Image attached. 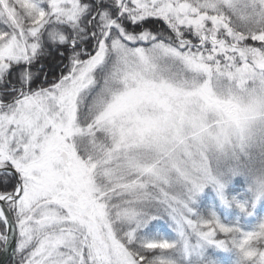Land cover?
Returning a JSON list of instances; mask_svg holds the SVG:
<instances>
[{
	"label": "snow or ice",
	"instance_id": "1",
	"mask_svg": "<svg viewBox=\"0 0 264 264\" xmlns=\"http://www.w3.org/2000/svg\"><path fill=\"white\" fill-rule=\"evenodd\" d=\"M238 172L264 193V0H0V241L20 264H206L204 242L264 264V223L189 206ZM162 215L174 237L140 234Z\"/></svg>",
	"mask_w": 264,
	"mask_h": 264
},
{
	"label": "trees",
	"instance_id": "2",
	"mask_svg": "<svg viewBox=\"0 0 264 264\" xmlns=\"http://www.w3.org/2000/svg\"><path fill=\"white\" fill-rule=\"evenodd\" d=\"M53 70L55 75H59L62 70L60 64L53 65ZM220 179L227 184V205L224 207L218 205V200L209 189H206L192 203L194 214L208 216L210 213H215L221 222L235 224L242 231H252L257 225L264 223V193L254 201L256 193L247 186L243 177L236 174L225 178V175H222ZM253 202L254 205H252ZM239 204H244V208L242 209ZM140 234L144 236L173 237V225L167 215H162L150 220L140 230ZM202 259L206 264H236L237 256L233 250L215 246L209 248L208 246ZM14 264H20V259L17 258Z\"/></svg>",
	"mask_w": 264,
	"mask_h": 264
},
{
	"label": "rangeland",
	"instance_id": "3",
	"mask_svg": "<svg viewBox=\"0 0 264 264\" xmlns=\"http://www.w3.org/2000/svg\"><path fill=\"white\" fill-rule=\"evenodd\" d=\"M61 67H63V64H62V63L60 64V69H61ZM236 174H238V176L243 177V178L245 179V183L247 184V186L254 190L255 183H254L253 177H252L251 175H249V174L246 173V172H238V173H236ZM236 174L225 173L224 175H225V178H228V177H230V176H232V175H236ZM219 179H220V177H219ZM221 182L223 183L222 194H223L224 199L221 198V190L218 189L217 185H216L215 183H209V184H206V185L204 186V188H203L200 192H198V193L195 194V196H194L192 202H190V205H189V206L192 208V203L194 202L195 198L198 197V196H199L204 190H206V189H209V190L211 191L212 195L218 200V201H217V204H218V205H220L221 207L226 206V205H227V202H225V200H226L227 184H226L225 182H223V181H221ZM254 193H256V192L254 191ZM261 194H262V193H260L259 195H257V193H256V196H255V198H254V201H256V200L258 199V197H259ZM226 201H227V200H226ZM252 205H254V202L252 203ZM170 220H171V219H170ZM171 222H172V221H171ZM174 236H175V233L173 234V237H174ZM1 242H2V241H1ZM16 243H17V242H16ZM208 246H209V248H210V247H214V246L217 247V246L214 245V244H208L207 242H204L203 247H202V249H201L202 256L205 254L206 248H207ZM217 248H218V247H217Z\"/></svg>",
	"mask_w": 264,
	"mask_h": 264
},
{
	"label": "water",
	"instance_id": "4",
	"mask_svg": "<svg viewBox=\"0 0 264 264\" xmlns=\"http://www.w3.org/2000/svg\"><path fill=\"white\" fill-rule=\"evenodd\" d=\"M15 241V234L10 233L8 242L6 244L4 243V247L0 252V264H5L11 256L13 257L15 250Z\"/></svg>",
	"mask_w": 264,
	"mask_h": 264
},
{
	"label": "clouds",
	"instance_id": "5",
	"mask_svg": "<svg viewBox=\"0 0 264 264\" xmlns=\"http://www.w3.org/2000/svg\"><path fill=\"white\" fill-rule=\"evenodd\" d=\"M248 258L246 257H242L241 254H237V260H236V264H247ZM177 264H179V261H177ZM256 264H259V260L258 258L256 259Z\"/></svg>",
	"mask_w": 264,
	"mask_h": 264
}]
</instances>
